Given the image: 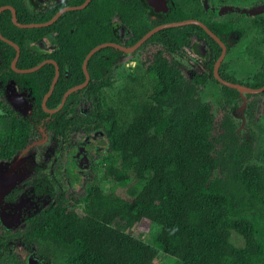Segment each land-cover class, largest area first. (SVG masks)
I'll list each match as a JSON object with an SVG mask.
<instances>
[{"label": "flooded vegetation", "instance_id": "flooded-vegetation-1", "mask_svg": "<svg viewBox=\"0 0 264 264\" xmlns=\"http://www.w3.org/2000/svg\"><path fill=\"white\" fill-rule=\"evenodd\" d=\"M104 38L88 52L105 45L94 53L103 74L89 73L94 54L84 71L87 54L77 82L72 57L58 52ZM157 59L174 64L237 134L234 120L251 116V98L264 90L227 84L264 87H255L264 81V0H0V264H51L26 243L30 220L59 203L79 208L100 185L108 146L90 117ZM210 83L217 90L206 101ZM89 85L100 91L80 92Z\"/></svg>", "mask_w": 264, "mask_h": 264}, {"label": "trees", "instance_id": "trees-1", "mask_svg": "<svg viewBox=\"0 0 264 264\" xmlns=\"http://www.w3.org/2000/svg\"><path fill=\"white\" fill-rule=\"evenodd\" d=\"M106 40L74 52L62 46L58 57H72L77 82L85 56ZM100 53L89 61L92 77L103 74ZM153 66L90 117L108 146L100 185L88 187L79 208L59 203L32 218L26 243L51 264H264L263 149L240 143L232 121L217 120L174 64ZM146 221L156 229L152 244L135 235Z\"/></svg>", "mask_w": 264, "mask_h": 264}, {"label": "rangeland", "instance_id": "rangeland-1", "mask_svg": "<svg viewBox=\"0 0 264 264\" xmlns=\"http://www.w3.org/2000/svg\"><path fill=\"white\" fill-rule=\"evenodd\" d=\"M216 90L217 86L210 83L205 93L207 98L204 100H211V96L216 92ZM209 102L212 105L214 104L212 100ZM251 102L253 103V107L250 112L251 116L245 114L244 119L241 117L234 120V122L237 128L236 131L239 136L240 143H247L248 145H251L252 150L257 153L260 149H263L264 151V96L253 97L251 98ZM246 104L247 102L245 101L243 108H241L242 116L243 112L246 111ZM213 109L215 111L214 113L216 119L219 120L221 118L219 107L215 105ZM255 162L259 161L255 160ZM119 193L122 194L123 191L120 190ZM135 235L142 236L145 241L152 244V240L156 235V229L153 228L149 222H142L136 227ZM233 240L239 245L242 244L241 238L236 235H233Z\"/></svg>", "mask_w": 264, "mask_h": 264}, {"label": "water", "instance_id": "water-1", "mask_svg": "<svg viewBox=\"0 0 264 264\" xmlns=\"http://www.w3.org/2000/svg\"><path fill=\"white\" fill-rule=\"evenodd\" d=\"M54 20H52V21H50V22H48V23H46V24H44V25H48V24H50V23H52ZM196 23H198V22H196ZM199 24V23H198ZM102 46H105V45H101V46H98V47H96L95 49H93L88 55H87V57L85 58V60H84V71L87 73V70H86V67H87V63H88V61H89V59L91 58V56L100 48V47H102ZM87 78H88V75H87ZM228 86H230V87H234V88H237L238 90H240L241 92H243V91H246V92H249V93H259V92H261V91H263L264 90V87L263 88H259V89H248V88H245V87H243V86H239V85H235V84H230V83H228L227 84ZM82 86H78V87H76L74 90H76V89H78V88H81ZM28 264H37V261L36 260H34V258H30L29 259V261H28Z\"/></svg>", "mask_w": 264, "mask_h": 264}]
</instances>
